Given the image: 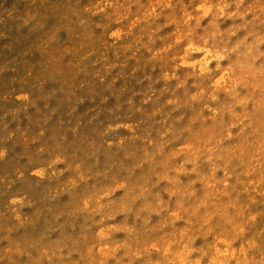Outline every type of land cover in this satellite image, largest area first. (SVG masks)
Returning a JSON list of instances; mask_svg holds the SVG:
<instances>
[{
    "label": "rangeland",
    "instance_id": "1",
    "mask_svg": "<svg viewBox=\"0 0 264 264\" xmlns=\"http://www.w3.org/2000/svg\"><path fill=\"white\" fill-rule=\"evenodd\" d=\"M0 264H264V0H0Z\"/></svg>",
    "mask_w": 264,
    "mask_h": 264
}]
</instances>
